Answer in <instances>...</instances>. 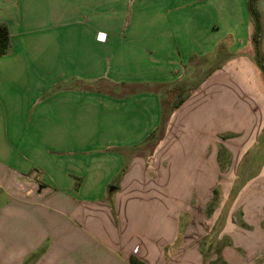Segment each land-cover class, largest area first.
<instances>
[{
  "label": "crops",
  "instance_id": "0c3cea01",
  "mask_svg": "<svg viewBox=\"0 0 264 264\" xmlns=\"http://www.w3.org/2000/svg\"><path fill=\"white\" fill-rule=\"evenodd\" d=\"M0 25L10 34L0 56V264H264V75L249 0H0ZM226 40L241 56L204 81L161 137L160 96L129 92L184 79L194 57L213 62ZM224 88L235 138L221 150L232 156L225 172L216 136L174 131ZM219 176L228 209L203 215L191 204H215ZM172 184L188 221L165 256L156 242L165 228L138 219L148 204L150 219L172 224ZM237 209L243 233L226 222ZM192 218L206 219L194 228Z\"/></svg>",
  "mask_w": 264,
  "mask_h": 264
},
{
  "label": "rangeland",
  "instance_id": "374dc122",
  "mask_svg": "<svg viewBox=\"0 0 264 264\" xmlns=\"http://www.w3.org/2000/svg\"><path fill=\"white\" fill-rule=\"evenodd\" d=\"M256 6H258V5H256ZM259 7L262 9V10H260V14H261V24H262V36H263V34H264V3H261L259 5ZM230 43H231V40H226V41L220 43L219 49L217 48L216 56L213 59V62L209 57L204 59V60H195L198 58L194 57L190 61V63L186 66V69H185L186 75L184 76V79L188 80V83H186V85L188 84V86H187V90L184 92V97H183V98H186L185 102H189L188 99H190V97H192V95H194L195 91L198 88H200V86L204 83L203 79L205 77H206V79L210 78L213 75L212 73L218 67H221L223 63H227L228 61H230L234 57L237 59L241 56V54L234 56V55H229V53H227L226 49ZM261 50H262V45L259 47V52H260L259 56H257L256 50H255V57H254L253 61L261 69V71L264 75L262 67L259 65V64L264 65V54L261 52ZM194 62H196L197 65ZM259 90L264 95V90L261 88ZM232 93L236 94L238 96V100L242 101V99L239 97V94L237 93V91H234ZM175 98H177L176 94L169 92L166 95V97L164 98V101H166V99H167V102H165L164 106H166L169 109L171 107L170 106L171 102H173L175 100ZM226 103H227V91H226V88H224V89H221L219 93H217L215 101L213 102V106H210V103L207 102L203 106V108L199 107V109H197L196 112H193V114L189 110L188 112L191 113L190 119H184L183 117H178L179 121L176 123V128L174 129V131H177L178 127H180L179 131L182 133V135L186 136V139H185L186 141L194 140V133L196 131H198V133L203 132V133H209L210 135L216 136L215 142H216V144L218 143L217 146L220 149L219 166H220V170L221 171L223 170V172H225L226 171L225 169L231 165L232 161L230 158H232V156H230V154L227 152V150H224V152L221 150L225 149L226 146L232 145L235 142L234 141V139H235L234 135H233V133H231L232 127L225 120L227 110H228L226 107ZM244 104L248 105V102H244ZM190 106L192 107L191 104H190ZM167 108H166V110H168ZM192 110H193V108H192ZM197 113H199V114H197ZM199 115H200V117L197 118V116H199ZM254 119H255V117H254ZM163 130H164V126H163V128L162 127L160 128V136L161 137H162ZM254 135H258V133H255ZM187 136H188V138H187ZM196 139H201V137L197 136ZM256 139H257V136L254 139H251L250 140L251 144ZM244 141H246V140H244ZM259 141H260V139L258 138L256 140L255 144H253L252 146H254V147L258 146ZM152 142H157V141L152 140ZM262 160H264V156L262 157ZM215 178H216V174L213 173V180H215ZM218 181H219V184H217L214 187V189L215 188L218 189V191H217L218 194L216 193V195L218 196V201L215 204L214 203L199 204L196 201H194L191 204L195 209L201 210V212H203V215H205V213H207V210L210 209L209 206H212L211 208H214L216 205L217 206L219 205V207L217 209L219 212H222V211L226 212V209H228V203L229 202L227 201V197H228L227 191L229 192V189H230V188H228L229 185H227L228 181L226 180V178H224V176H219ZM176 183H177V180H176ZM178 187H179L178 184L177 185L172 184L169 187L170 193L172 192L171 193L172 197L170 196V198H172L171 202H170V210H171V213L175 214V216H176L174 219L175 222L172 221V219L170 218V220L172 221V224H170V222H168L167 220L164 221V224H158L159 218H157V216L150 219V212L153 211V213H156V211L153 210V208H152L153 206H149L148 204H144V206L142 204V208H141V212L144 213L145 218H139L138 219V226L139 227H145V226H142V224L145 222L147 225L150 224V226H153V227L160 226L161 228H165V231H166L165 234L159 235V238L156 241V242H163V248H164L165 256L167 255L168 252H170V253L174 252L176 250L178 244L180 245L182 243L184 236L182 235V231H181V223H182V227L183 226L185 227V224L188 221V219L184 218V216L177 217V212H180L182 210V206H183L182 203H181L182 205H180V204L177 205L176 203H178V202H176V200L178 201V199H175L173 197V196H176L174 193H176V190L178 189ZM185 187H184V190H185ZM150 190L154 191V192L159 191L158 189L153 188V187L150 188ZM216 195H215V197H216ZM176 197L178 198V196H176ZM155 206H157V204H155ZM150 208H151V211L149 212ZM143 209H146V210L143 211ZM238 209H240V208H238ZM238 211H237L238 213H235L237 215V218H235L236 215H234L233 217H231L232 215H229V214L227 215V217L225 215L226 222H230L232 225V228L238 229L241 231V233H243V228L245 227V223H244V219L242 217V211L241 210H238ZM206 216L208 217V215H206ZM177 219H178V224L176 221ZM202 219L205 220L206 218H197V220H194V218H192V221H193L192 227L198 228L200 226V220H202ZM203 224L205 225V222ZM206 226H207V224L205 225V227ZM214 228H216L218 230L217 232L219 233V230H220L219 225L215 224ZM178 229H179V231H178ZM213 237H214V235H213V231H212L210 234L206 233L203 236V240L207 241L208 239H213ZM170 241H172V242H170ZM237 241H241V240L238 239ZM238 247H240V246H238ZM165 260H166V258H165ZM232 263L236 264L235 259L233 260Z\"/></svg>",
  "mask_w": 264,
  "mask_h": 264
},
{
  "label": "trees",
  "instance_id": "16d2710c",
  "mask_svg": "<svg viewBox=\"0 0 264 264\" xmlns=\"http://www.w3.org/2000/svg\"><path fill=\"white\" fill-rule=\"evenodd\" d=\"M250 2V14L252 18L253 23V34H252V42L255 47L257 56L260 55L259 47L261 43L262 38V24H261V14L260 11L257 9L256 6V0H249ZM10 48V34L8 31V28L5 25H0V56H3L7 54L8 50ZM262 67V70L264 72V65L259 64ZM206 80V77L203 79V81ZM202 81V82H203ZM186 83H188V80L182 79L176 83L173 84H161V85H142L140 86V89L137 88V86L133 87V89L129 93H136L141 91H152L154 93H157L160 96L161 99V105H162V128L165 127L169 121V118L174 114L176 110H178L181 105L185 102L186 98L184 97V92L187 90ZM175 93L176 97L175 102H171V107L168 109L165 105L164 98L168 93ZM172 97V96H171ZM168 104V103H167ZM166 108L168 110H166ZM155 137V134H152L149 139H153ZM130 264H145L140 259L136 257L130 258Z\"/></svg>",
  "mask_w": 264,
  "mask_h": 264
},
{
  "label": "snow or ice",
  "instance_id": "6c2138e0",
  "mask_svg": "<svg viewBox=\"0 0 264 264\" xmlns=\"http://www.w3.org/2000/svg\"><path fill=\"white\" fill-rule=\"evenodd\" d=\"M101 39H103V37H101Z\"/></svg>",
  "mask_w": 264,
  "mask_h": 264
},
{
  "label": "built area",
  "instance_id": "2783aa9c",
  "mask_svg": "<svg viewBox=\"0 0 264 264\" xmlns=\"http://www.w3.org/2000/svg\"><path fill=\"white\" fill-rule=\"evenodd\" d=\"M101 35V34H100ZM104 35V34H103Z\"/></svg>",
  "mask_w": 264,
  "mask_h": 264
}]
</instances>
